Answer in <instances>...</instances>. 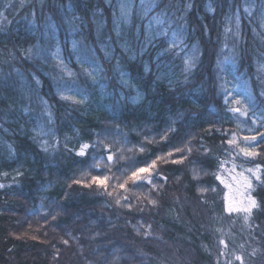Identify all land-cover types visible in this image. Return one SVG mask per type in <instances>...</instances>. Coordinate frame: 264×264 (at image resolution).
I'll list each match as a JSON object with an SVG mask.
<instances>
[{"label":"trees","instance_id":"1","mask_svg":"<svg viewBox=\"0 0 264 264\" xmlns=\"http://www.w3.org/2000/svg\"><path fill=\"white\" fill-rule=\"evenodd\" d=\"M20 1L0 26V264H264V185L245 183L264 166V0H154L146 13L140 0ZM152 16L169 37L158 27L147 42ZM233 134L241 147L257 136L261 155L243 157ZM188 142L183 163L173 152L149 170L155 188L115 189ZM95 175L107 190L88 186ZM237 190L260 205L247 222L227 210L244 207L227 200Z\"/></svg>","mask_w":264,"mask_h":264},{"label":"snow or ice","instance_id":"2","mask_svg":"<svg viewBox=\"0 0 264 264\" xmlns=\"http://www.w3.org/2000/svg\"><path fill=\"white\" fill-rule=\"evenodd\" d=\"M124 10V7L122 6V11ZM156 22L159 24L161 21L159 19V17L156 18ZM175 43V42H173ZM95 71V70H94ZM89 76H91L93 79H95V76L93 75L92 72L88 73ZM37 83H39V81H37ZM76 103H82V100H76ZM233 112H239L240 109L239 108H234L232 109ZM246 114V113H245ZM262 120H264V115H262L261 117ZM256 123V120H253V124ZM251 131V130H249ZM147 139V138H146ZM163 139V137H162ZM260 139L261 141H264V134H260ZM243 141H244V146H240L235 138V134H233L232 138L228 139L226 141V143L230 146L235 145L237 148H239V154H242L243 157L246 158H254L257 157L259 155H261L260 152L256 151V147L258 146L257 143H255L257 141V136L252 135V136H245L243 137ZM190 142H188L187 144H185L183 147H174L173 151H169L168 153H165L162 156H157L155 160H152L151 163H148L147 161L143 162L144 166L142 167H135V170L132 171L130 173V175L124 180L123 183H120L118 185L119 188H125V185L128 183V180H131L133 182V184H137V182H143L144 184H152L153 188L156 187L155 184H153L152 182V175L151 172L149 171L150 169H155L157 161H162V162H167L166 157H171L173 155V152H178V153H185V155H182L180 157L179 160H173V163H183L184 160L187 159V156L191 154L192 152V148L189 146ZM88 148L87 144H83L81 145V151L78 153V155H84V149ZM46 150V149H45ZM140 151H144V148L141 147L139 149ZM131 151V150H129ZM208 149H205V152H207ZM227 152H229V154L232 156V159L235 160L237 157V155H234L232 153L231 149L226 150ZM104 157L102 156L100 158V161L103 162L104 161ZM107 162L109 163V165L111 164V162L113 161V154L110 153L107 155L106 157ZM194 163V162H193ZM228 163L227 160H222L219 163V169L216 173H213V175L215 176V178L217 180H219L221 183H224V180L222 179L221 175H220V169H224L225 165ZM135 165V162L133 164V167ZM99 163H97L96 165H94V167H99ZM237 167V165L235 163H233L232 166V170L234 171L235 168ZM246 171L249 173V176L245 178V183H246V190H254L253 189V183L252 181L255 180L257 183L264 185V166L257 164L255 166V168H248L246 169ZM147 173V175H142ZM207 174V173H205ZM6 175V174H5ZM17 175H22V173H20L19 171L17 172ZM87 175V174H85ZM200 173L199 171L193 169V179H197L199 177ZM109 177L108 176H104L103 178L99 175H95L91 177V180L89 182L88 186H91V184H98V185H102L105 186V190H107V186L105 185V181L108 180ZM163 179H167L166 177H163ZM75 183H81V181L76 180L74 181ZM227 186V185H226ZM0 187H3L2 185H0ZM200 192H207L209 191V188H200L199 189ZM211 191H215V188H211ZM109 195H112L111 192L108 193ZM121 199H127V197H121ZM116 203L119 204L120 203V199L116 200ZM149 203L155 205L156 201L154 200H150ZM128 207H131V205H127ZM260 205L258 204V202L256 201L255 198H252L250 196V191H249V198H248V202L246 204V206H244L243 208H233L231 206H229L227 208V210L229 212L232 211H243L245 213L244 216V220L245 222H247L249 220V218L251 217L252 211L253 209H257L259 208ZM142 210V209H141ZM150 227V225H149ZM64 243H67V241H64ZM221 244L224 243L223 240L220 241ZM220 255H224V253H220ZM236 260L241 261V264H243V260L241 256H236L235 257ZM228 264H231V261L228 262Z\"/></svg>","mask_w":264,"mask_h":264},{"label":"rangeland","instance_id":"3","mask_svg":"<svg viewBox=\"0 0 264 264\" xmlns=\"http://www.w3.org/2000/svg\"><path fill=\"white\" fill-rule=\"evenodd\" d=\"M14 0H0V26H2V25H4L5 23H4V21H5V18H6V15H7V12H6V7L7 6H9L8 4H10V3H12ZM108 1V0H107ZM154 0H140V3H147V2H150V5H149V9H148V7H147V5H145V4H141L139 7H143L144 8V11H145V13L147 12V11H149L150 10V6L154 3L153 2ZM25 4V0H21L20 1V3H19V6H20V8H22L23 7V5ZM141 17H144V15L143 16H141ZM158 16H152L151 18H149L148 20H147V24H146V40H147V42H149L150 40H152L155 36H157L159 33L158 32H156V28H158V27H161L162 29L161 30H163L162 32L167 36V37H169L168 36V34H166V32H167V28H165V27H163L162 25H161V22L158 24L157 22H156V18H157ZM119 19H122V16L119 18ZM160 21H161V19H160ZM229 21H231V20H229ZM232 22V21H231ZM71 23V30L70 31H68V33L71 35V33H72V31L73 30H76V29H78L77 27H79V24L78 23H75V21H71L70 22ZM229 24V23H228ZM227 24V26H226V29L227 30H230V24L228 25ZM76 32H74L73 34H75ZM124 46V45H123ZM58 47H59V45H56V49H58ZM124 47H126V46H124ZM56 55H57V57L60 59V60H63V59H61V56H62V54H61V52L60 51H57L56 53H55ZM4 62H5V59L4 58H0V72H3L5 69H4V67H5V65H4ZM95 68V67H94ZM246 93H247V90L245 91ZM245 114V113H244ZM118 168L119 169H121V167L120 166H118ZM120 178H122V176H120L117 180H116V183H115V185L117 186L115 189L116 190H118V189H120L119 187H118V185L122 182V180H120ZM123 180H124V176H123ZM107 181V180H106ZM106 181H105V183H106ZM232 180H230L229 181V183L230 184H232ZM240 182H242V181H239V182H236V183H238L237 184V186L238 187H240L241 185L239 184ZM228 195V194H227ZM229 196V195H228ZM248 198L249 197H247L246 195H244L243 194V192H242V190H241V193L240 192H238V190H237V197H236V199L233 197V196H230L229 198H227V200H228V202L230 203V204H233V205H242L243 204V206H246V204H247V202H248ZM229 199H230V201H229ZM234 201V202H233Z\"/></svg>","mask_w":264,"mask_h":264}]
</instances>
